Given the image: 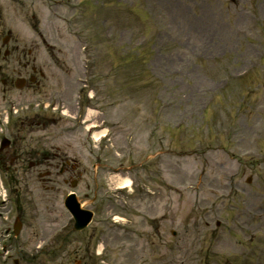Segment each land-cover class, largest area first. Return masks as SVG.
<instances>
[{"label":"rangeland","instance_id":"obj_1","mask_svg":"<svg viewBox=\"0 0 264 264\" xmlns=\"http://www.w3.org/2000/svg\"><path fill=\"white\" fill-rule=\"evenodd\" d=\"M1 127L0 264H264V0H0Z\"/></svg>","mask_w":264,"mask_h":264},{"label":"flooded vegetation","instance_id":"obj_2","mask_svg":"<svg viewBox=\"0 0 264 264\" xmlns=\"http://www.w3.org/2000/svg\"><path fill=\"white\" fill-rule=\"evenodd\" d=\"M1 84H3V85H7V84H9L8 83V81H7V79H5V78H2L1 79ZM13 144V143H12ZM11 144V146L9 147V148H7L6 150H4V151H2V152H0V162H1V164H2V166H5V160L7 159V158H9L10 156H13V155H15V159H13L12 160V162L10 161V163H11V166L15 163V162H20L21 160H22V155H21V150L20 149H16V151L18 152H15V149H13V146L14 145H17V142L15 141L14 142V145H12ZM5 152V156H4V153ZM34 165H40L41 167L42 166H44V164H42L41 162L40 163H36V164H34ZM49 167H51V166H48V168ZM46 175H48V176H50V172H47V174Z\"/></svg>","mask_w":264,"mask_h":264},{"label":"bare ground","instance_id":"obj_3","mask_svg":"<svg viewBox=\"0 0 264 264\" xmlns=\"http://www.w3.org/2000/svg\"><path fill=\"white\" fill-rule=\"evenodd\" d=\"M92 116H94V113H92V112H89V114H88V118L87 119H89L90 117H92ZM101 136H103V134L102 133H97V134H95L94 135V138H95V140H99V138L101 137ZM116 182H118V186H120V188H125V189H127V188H129V186H130V183L128 182V181H126V180H123V179H118V181H116Z\"/></svg>","mask_w":264,"mask_h":264},{"label":"water","instance_id":"obj_4","mask_svg":"<svg viewBox=\"0 0 264 264\" xmlns=\"http://www.w3.org/2000/svg\"><path fill=\"white\" fill-rule=\"evenodd\" d=\"M71 208L75 212V215L78 216V218H79L78 221H81L82 218L85 216V213H83L82 211H80L79 207H77V205H74L73 203L71 204ZM18 227H20V226L18 225ZM79 227L82 228L83 226H79ZM18 231L19 230H17V232Z\"/></svg>","mask_w":264,"mask_h":264}]
</instances>
